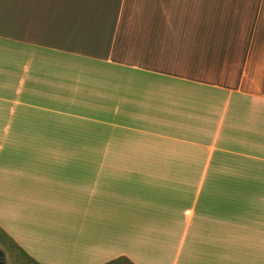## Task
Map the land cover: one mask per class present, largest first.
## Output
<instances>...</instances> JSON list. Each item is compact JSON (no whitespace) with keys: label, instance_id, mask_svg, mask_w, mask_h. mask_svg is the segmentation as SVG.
Instances as JSON below:
<instances>
[{"label":"crops","instance_id":"0c3cea01","mask_svg":"<svg viewBox=\"0 0 264 264\" xmlns=\"http://www.w3.org/2000/svg\"><path fill=\"white\" fill-rule=\"evenodd\" d=\"M6 264H264V0H0Z\"/></svg>","mask_w":264,"mask_h":264},{"label":"trees","instance_id":"16d2710c","mask_svg":"<svg viewBox=\"0 0 264 264\" xmlns=\"http://www.w3.org/2000/svg\"><path fill=\"white\" fill-rule=\"evenodd\" d=\"M124 261H126V260L125 259H119V260L113 261V262H111L109 264H120V263H122ZM0 264H4L2 253H0Z\"/></svg>","mask_w":264,"mask_h":264},{"label":"rangeland","instance_id":"374dc122","mask_svg":"<svg viewBox=\"0 0 264 264\" xmlns=\"http://www.w3.org/2000/svg\"><path fill=\"white\" fill-rule=\"evenodd\" d=\"M1 253V252H0ZM3 255V254H2ZM3 262H4V264H6V261H5V257H4V255H3ZM120 264H127V263H120Z\"/></svg>","mask_w":264,"mask_h":264}]
</instances>
